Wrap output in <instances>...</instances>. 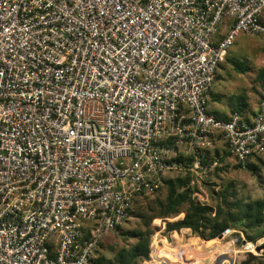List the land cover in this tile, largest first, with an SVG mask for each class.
Instances as JSON below:
<instances>
[{
  "label": "built area",
  "instance_id": "obj_1",
  "mask_svg": "<svg viewBox=\"0 0 264 264\" xmlns=\"http://www.w3.org/2000/svg\"><path fill=\"white\" fill-rule=\"evenodd\" d=\"M250 35L264 0H0V264H98L166 174L218 165V139L264 159V99L253 118L209 108Z\"/></svg>",
  "mask_w": 264,
  "mask_h": 264
},
{
  "label": "rangeland",
  "instance_id": "obj_2",
  "mask_svg": "<svg viewBox=\"0 0 264 264\" xmlns=\"http://www.w3.org/2000/svg\"><path fill=\"white\" fill-rule=\"evenodd\" d=\"M231 61H238L244 67L247 66V73L239 74ZM261 70H264V36L239 37L229 52L226 62L221 66L222 82L224 81V85H226L225 94L232 96L231 99L224 100L229 108L234 109L240 104L239 96H244L245 101L248 100L250 104H255V102L260 104L264 97V90L257 80ZM222 148L213 154L212 161H216L218 158L221 160L208 174H191L192 185L197 189L194 194L196 201L210 206H217L218 204L224 206L222 199H219L218 196L213 197V190L216 193H222L225 189L229 193L228 204L238 201L264 200V164H260L259 171L253 174L247 169L239 168L232 155L227 152L225 145ZM177 176V174L165 175L166 180ZM165 196L166 190L163 188L157 194L149 196V199L153 201L154 198H164ZM183 216L184 213L168 221L174 222ZM166 223L160 219L154 222V226L159 229L155 230L151 240L150 261L152 259L156 261V263L152 262L153 264H241L248 258L242 252V246L248 240L244 234H240L241 241L235 237L237 232L227 235L223 239L205 241L187 229L167 233ZM139 225L141 222L131 216L121 229L107 235L100 248V259L110 261L111 264H118L116 262L118 252L135 243L133 240H126L122 232L137 228ZM257 258L264 260V252L263 256ZM150 261L142 264H150ZM250 264H259V262Z\"/></svg>",
  "mask_w": 264,
  "mask_h": 264
},
{
  "label": "trees",
  "instance_id": "obj_3",
  "mask_svg": "<svg viewBox=\"0 0 264 264\" xmlns=\"http://www.w3.org/2000/svg\"><path fill=\"white\" fill-rule=\"evenodd\" d=\"M231 62L239 74L247 73V66L244 67L238 61ZM257 80L261 83L264 90V70L259 72ZM239 101H245V97L239 96ZM235 112L245 115L244 109L239 104L233 109V113ZM218 159L221 160V158ZM260 164H264V159L256 158L246 165L238 164V167L256 174L259 171ZM192 180L191 173L186 175L179 174L176 178L169 180L164 179V186L157 191L158 193L165 188L166 196L164 198L157 197L150 201V197H145L138 198L134 202V207L130 214L137 218L141 225L122 232L126 240H133L135 243L129 248H124L118 252L116 258L118 264H142L150 261L152 236L155 230L159 229L154 226V222L158 219L167 222V233L187 229L205 241L219 239L227 230L237 232L235 237L239 238L240 241V234L247 236V242L256 243L264 238V200L238 201L228 204V190L225 189L222 193H216L213 190V197L218 196L219 199L224 201L225 205H205L194 198L197 189L192 185ZM182 213H184L183 218L174 222L168 221L179 217ZM106 262L101 258L98 264H111L110 261ZM254 262L264 264V260L252 255H248L247 260L241 264Z\"/></svg>",
  "mask_w": 264,
  "mask_h": 264
},
{
  "label": "crops",
  "instance_id": "obj_4",
  "mask_svg": "<svg viewBox=\"0 0 264 264\" xmlns=\"http://www.w3.org/2000/svg\"><path fill=\"white\" fill-rule=\"evenodd\" d=\"M226 62V61H225ZM221 69L218 74L217 82L214 85L212 91V100L210 102V112L217 116L220 119L229 118L233 113V109L229 108L228 105L225 104V99H231V95L225 94L226 85H224V81L222 82L221 77ZM233 95V94H232ZM240 95V94H239ZM240 107L244 109L245 116L248 118H253L258 114L259 111V103L255 102V104H250L248 100L242 101L239 104ZM225 145L228 152V146L220 139L217 140L214 147L212 148L210 154L213 157V154L216 150L223 149L222 146ZM147 264V263H146Z\"/></svg>",
  "mask_w": 264,
  "mask_h": 264
},
{
  "label": "water",
  "instance_id": "obj_5",
  "mask_svg": "<svg viewBox=\"0 0 264 264\" xmlns=\"http://www.w3.org/2000/svg\"><path fill=\"white\" fill-rule=\"evenodd\" d=\"M220 239H223V236L220 237ZM237 242H239V239H237ZM263 249H264V247H260V248H259V250H263Z\"/></svg>",
  "mask_w": 264,
  "mask_h": 264
}]
</instances>
